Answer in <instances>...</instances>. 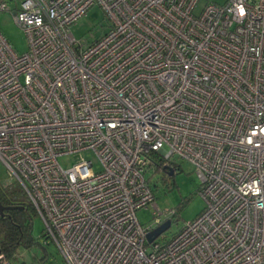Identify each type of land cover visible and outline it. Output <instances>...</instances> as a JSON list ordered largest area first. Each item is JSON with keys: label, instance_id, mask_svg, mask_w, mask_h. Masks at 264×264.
Returning <instances> with one entry per match:
<instances>
[{"label": "built area", "instance_id": "1", "mask_svg": "<svg viewBox=\"0 0 264 264\" xmlns=\"http://www.w3.org/2000/svg\"><path fill=\"white\" fill-rule=\"evenodd\" d=\"M198 1H0L29 45L0 31V159L67 264H264V0ZM95 4L111 27L88 44L72 26ZM83 151L99 170L60 164ZM172 157L205 207L149 242L180 219L147 178Z\"/></svg>", "mask_w": 264, "mask_h": 264}, {"label": "rangeland", "instance_id": "2", "mask_svg": "<svg viewBox=\"0 0 264 264\" xmlns=\"http://www.w3.org/2000/svg\"><path fill=\"white\" fill-rule=\"evenodd\" d=\"M1 1V0H0ZM10 2L12 6L19 7L21 0H5ZM226 0H199L197 11H200L204 5L208 3H224ZM11 12H0V31L5 36L13 50L18 53L26 52L28 45L27 35L13 20ZM111 27V22L107 17L103 8L95 4L86 15L80 18L72 26L73 36L78 40L91 44L98 38L102 37ZM92 151H83L81 153L67 154L60 156L59 162L64 169L72 167L74 164L82 160V158L90 159L94 163V170L100 169V162ZM176 171L169 176L160 173L155 167H151L147 173V178L151 180L154 191L157 195L158 206L164 211L172 208H179V222H174L172 226L163 232L168 238L175 235L184 221H189L199 215L205 207L204 198L198 190L201 186V179L196 173L195 167L187 160H182L178 157H172ZM0 182L14 183L7 167L0 159ZM25 202L30 203V200L25 197ZM141 224L152 222L153 211L150 207L142 208L137 211L136 216ZM32 236L34 243L30 247L19 250L16 262L12 264H67L63 257L60 256V251L55 243L50 238L45 237V224L41 217L36 214L34 216ZM6 264L8 261H6Z\"/></svg>", "mask_w": 264, "mask_h": 264}, {"label": "trees", "instance_id": "3", "mask_svg": "<svg viewBox=\"0 0 264 264\" xmlns=\"http://www.w3.org/2000/svg\"><path fill=\"white\" fill-rule=\"evenodd\" d=\"M25 197L27 193L16 182L4 185L0 182V207L4 208L0 210V247L3 259L10 264L18 260L16 257L22 247L28 248L34 243L32 219L37 212L31 201L25 202Z\"/></svg>", "mask_w": 264, "mask_h": 264}, {"label": "water", "instance_id": "4", "mask_svg": "<svg viewBox=\"0 0 264 264\" xmlns=\"http://www.w3.org/2000/svg\"><path fill=\"white\" fill-rule=\"evenodd\" d=\"M173 171H170V175H173ZM4 209L3 207H0V210ZM171 222L167 221L165 223H163L162 225H160L159 227H156V229H154L153 231H151L148 234V238L147 241L151 242L153 241V239H155L156 237H158L160 234H162L164 231H166L169 226H170ZM0 254H1V247H0Z\"/></svg>", "mask_w": 264, "mask_h": 264}]
</instances>
